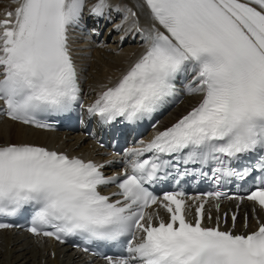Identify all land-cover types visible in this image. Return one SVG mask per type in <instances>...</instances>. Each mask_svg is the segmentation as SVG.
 Instances as JSON below:
<instances>
[{
    "label": "snow or ice",
    "instance_id": "obj_1",
    "mask_svg": "<svg viewBox=\"0 0 264 264\" xmlns=\"http://www.w3.org/2000/svg\"><path fill=\"white\" fill-rule=\"evenodd\" d=\"M12 3V10L0 14V115L49 128L38 117L66 113L80 102L69 31L87 0ZM140 6L147 9V27L126 5L97 0L89 9L96 17L124 13L115 27L131 19L128 30L142 36L144 51L87 106L88 115L102 123H134L175 97L184 79L185 92L201 96L198 104L151 140L126 150L118 175L106 176L104 164L42 146L0 145V215L30 207L26 230L35 237L126 244V254L104 256L106 264H264V220L256 216L257 207L264 212V0H142ZM253 155V164L230 166ZM178 156L186 165L214 162L216 181L258 173L246 196L254 205V230L234 231L236 213L232 228L221 226L219 214L207 226L205 203L220 200L219 191L188 198L201 201L192 219L183 192L158 198L149 191L147 185L162 179L160 173ZM111 184L116 191L102 194L100 187ZM152 205L168 213L167 221L146 211ZM214 206L219 213L220 205ZM12 226L0 223V229Z\"/></svg>",
    "mask_w": 264,
    "mask_h": 264
},
{
    "label": "bare ground",
    "instance_id": "obj_2",
    "mask_svg": "<svg viewBox=\"0 0 264 264\" xmlns=\"http://www.w3.org/2000/svg\"><path fill=\"white\" fill-rule=\"evenodd\" d=\"M9 1L12 0H0V8L5 7ZM88 1L91 2L92 0ZM109 2L113 6L119 4L132 8L138 14L139 25L141 27L149 25L147 9L140 6L142 0H109ZM123 15L124 13H120V16L108 25V28L114 34L111 38H108L107 33H104L103 40H99V37L95 35L92 39L88 38L74 42L73 52L77 62L79 78L88 102L95 100L107 85L114 83L142 50V45L133 41L125 44L120 43L123 34L121 32L129 31L128 29L131 26L130 19L119 29L115 27V25L121 23ZM199 97V94H187L184 102L164 117V123L170 122L177 115L184 112ZM56 134L33 129L7 119L0 120V142L33 140L83 154L96 151L94 144L87 138H81L79 134L67 135L64 139L61 135ZM96 156L99 155L96 154ZM74 257L66 249L61 256L50 258L43 248L33 240L21 238L19 234H13L10 237L7 234L0 233V264H81V260Z\"/></svg>",
    "mask_w": 264,
    "mask_h": 264
}]
</instances>
